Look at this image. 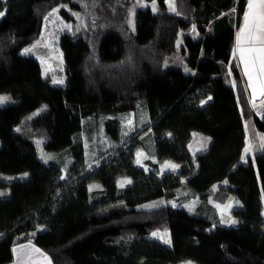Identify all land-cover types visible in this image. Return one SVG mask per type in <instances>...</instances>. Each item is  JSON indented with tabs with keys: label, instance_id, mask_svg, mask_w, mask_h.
Listing matches in <instances>:
<instances>
[{
	"label": "trees",
	"instance_id": "16d2710c",
	"mask_svg": "<svg viewBox=\"0 0 264 264\" xmlns=\"http://www.w3.org/2000/svg\"><path fill=\"white\" fill-rule=\"evenodd\" d=\"M147 1L155 8L138 0H0V93L12 98L0 106V264L25 241L51 264H264V145L241 161L255 138L245 122L264 135V111L251 106L232 54L247 0ZM56 5L80 25L60 35L62 85L20 52ZM139 106L149 124L122 140L119 120L106 118L118 146L87 167L83 119ZM193 131L210 138L196 153L188 148ZM142 133L157 162L173 161L176 170L136 164ZM37 138L48 151L68 152L64 178L60 161L38 157ZM120 177L129 183L119 187ZM219 181L240 202L235 224L179 205L183 190L204 196ZM157 198L164 202L144 205ZM162 229L170 244L151 236Z\"/></svg>",
	"mask_w": 264,
	"mask_h": 264
},
{
	"label": "rangeland",
	"instance_id": "374dc122",
	"mask_svg": "<svg viewBox=\"0 0 264 264\" xmlns=\"http://www.w3.org/2000/svg\"><path fill=\"white\" fill-rule=\"evenodd\" d=\"M169 6L173 5L172 0H168ZM138 4L141 7H151L155 8L156 4L154 1L147 0H138ZM66 5H56L49 10L46 16L43 19L40 32L38 36L33 39L31 42L24 45L20 52L23 54H28L33 56L37 61H39L43 75L48 76L51 82L55 85H62L65 82V73H64V62L62 58V52L59 46L60 35L64 32H69L76 34L79 30L78 20L70 21L65 19L61 14L60 10ZM248 11V10H247ZM3 13V11H1ZM133 11H131L129 16V23L134 24L133 21ZM245 15V14H244ZM1 17V16H0ZM244 26V16L241 17V20L238 23L236 28V34L240 32V29ZM237 37V35H236ZM30 49V51H25ZM54 81H62L61 83H54ZM12 98L8 93H0V106L11 102ZM254 108L257 114L261 115L264 109V97L260 98L258 101L253 102ZM146 110L143 106L137 107L135 110L125 111L118 115V120L120 121V130H121V139L129 138L133 133H131V127L129 124L135 123L136 128L134 132H137L139 129L146 126L147 119L145 117ZM103 117L102 116H90L86 118L82 124L81 128V138L83 141L84 152H85V162L87 167H92L102 158L108 156L115 148L116 145L111 139L105 135V130L102 127ZM247 125H251L253 130L254 128L253 121L250 120ZM249 129V128H248ZM247 129V131H248ZM257 132V131H255ZM131 133V134H130ZM190 144L188 146L189 150L192 153H196L202 150L204 143L198 139V137H205L206 146L210 140L209 136L197 131L191 133ZM141 137L142 146L136 149V164L143 167L145 170H150L156 164L158 173L161 174L166 170H176L178 164L170 160H162L157 162L152 147H151V137L147 134L139 135ZM125 139V140H126ZM251 139L247 138L245 144V150L250 149ZM257 143L256 140H253ZM150 143L149 144L147 143ZM37 155L44 161L58 160L62 164V173L60 178L65 177L66 168L70 164V157L68 152H53L48 151L43 147L42 139H35ZM241 157V161L246 162V157ZM174 166V167H173ZM128 182L127 177L118 178L117 185L119 187L124 186ZM227 183L225 181H219L213 184L208 192L204 196L199 194H194L192 196H185L188 192L183 190L180 194L181 198L179 205L184 206L190 212H200L207 215L210 219L216 220L223 225H231L237 222V219L231 214V210L238 206L240 202L235 199L231 194L224 191L222 187H225ZM261 201L263 205V215H264V191L261 192ZM163 199H153L147 203L145 206H153L163 203ZM170 205H177L178 203L174 200L166 202ZM152 237H157L165 244H170V235L166 229L157 230L151 233ZM16 245V244H15ZM36 249L34 253L31 249ZM16 251V257L22 259L23 262L19 264H50V258L42 249L37 247L30 241L21 242L14 247ZM39 251V252H38ZM22 256V257H21ZM20 257V258H19ZM175 264H196L189 259L180 260Z\"/></svg>",
	"mask_w": 264,
	"mask_h": 264
},
{
	"label": "snow or ice",
	"instance_id": "6c2138e0",
	"mask_svg": "<svg viewBox=\"0 0 264 264\" xmlns=\"http://www.w3.org/2000/svg\"><path fill=\"white\" fill-rule=\"evenodd\" d=\"M4 13L0 12V16ZM243 38V40H242ZM242 43H246L249 47H241ZM259 44V46H255ZM237 49L240 52V58L245 63V74L249 76V80L253 79L249 66L255 68L256 61H259L260 88L264 93V0H248V11L244 15V26L237 34ZM25 51H30L26 49ZM256 54L255 56L245 58L246 54ZM62 81H54L61 83ZM255 91V87H253ZM210 99V98H209ZM174 167V166H173Z\"/></svg>",
	"mask_w": 264,
	"mask_h": 264
},
{
	"label": "crops",
	"instance_id": "0c3cea01",
	"mask_svg": "<svg viewBox=\"0 0 264 264\" xmlns=\"http://www.w3.org/2000/svg\"><path fill=\"white\" fill-rule=\"evenodd\" d=\"M247 10H248V0H247V3H246V6H245V9H244V11L242 12V14H241V16H240V19H239V21L241 20V17L242 16H244V14L247 12ZM239 21H238V23H239ZM238 23H237V27H238ZM236 27V28H237ZM238 34V33H237ZM236 31H235V42H234V48H233V57H234V59H235V61H236V64H237V66H238V69H239V73H240V76H241V78L243 79V83H244V86H245V88H246V91H247V96H248V99H249V102H250V104H251V106L253 107V109L255 110V106H254V104H253V102H255V101H258L260 98H262L263 97V93H262V91H261V88H260V80L262 79V77L260 76V74H259V61L257 60L256 61V66H255V68H252L251 67V65L249 66V71L250 72H252V75H253V79L252 80H249V76L248 75H246L245 74V63L241 60V58H240V52L238 51V49H237V37H236ZM242 40H243V38H242ZM255 46H259V44L257 43V45H255ZM241 47H249V45L248 44H246V43H242L241 44ZM250 55L251 56H255L256 54H246L245 55V58L246 59H249V57H250ZM253 87H255V91H253ZM263 108L262 109H264V106H262ZM145 109V108H144ZM146 110V109H145ZM256 111V110H255ZM120 113H122V112H119V113H117V114H115V115H104V116H102L103 117V122H102V127L104 128V120L106 119V118H118V115L120 114ZM257 113V112H256ZM257 115H259V114H257ZM90 116H87L86 118H89ZM145 117H146V119H147V123H146V125H148L149 124V122H150V120H149V115H148V113H147V110H146V113H145ZM86 118H84L83 119V121H82V124H83V122L85 121V119ZM119 123H120V121H119ZM247 123H248V121H247ZM130 125V127H131V133H133V134H135L136 132H134V130H135V126H136V124L135 123H132V124H129ZM245 127L248 129L249 128V133L251 134V137H253V135L255 136V138L253 139H251L252 141H250V149H248V150H245L244 151V155L243 156H245L246 158H247V156L250 154V153H252L254 150H256L258 147H260V146H263L264 145V135L261 133V132H254V130L252 129V126L249 124V125H247V124H245ZM148 130H149V128H148ZM105 132V131H104ZM120 133H121V130H120ZM130 133V134H131ZM132 134V135H133ZM142 134H144V133H142ZM142 134H140V135H142ZM105 135H106V137L108 138V140L109 139H111L106 133H105ZM192 136V135H191ZM126 138H123V140H125ZM198 139L200 140V141H202V143H204V146H203V148H202V150L203 149H205L206 148V139H205V137H198ZM112 140V139H111ZM253 140H256L257 141V143L256 142H254ZM113 142H115L114 140H112ZM210 141V140H209ZM116 143V142H115ZM209 143V142H208ZM147 144H149V146H150V143L148 142ZM189 144H190V141L188 142V146H189ZM116 145H117V143H116ZM142 146V145H141ZM140 146V147H141ZM151 147L153 148V142H152V139H151ZM136 152V151H135ZM135 157H136V154H135ZM244 157V158H245ZM105 158V157H104ZM84 159H85V152H84ZM103 159V158H102ZM101 159V160H102ZM98 163V162H97ZM96 163V164H97ZM85 165H86V162H85ZM87 166V165H86ZM128 178V177H127ZM129 181H130V179L128 178V182L127 183H129ZM126 183V184H127ZM19 244V243H18ZM18 244H16V245H18ZM16 245H14L13 246V260L12 261H10V262H8V263H6V264H19L20 262H23V260L22 259H19L18 260V258L16 257V251H15V249H14V247L16 246ZM34 253L37 251L36 249H31ZM39 252V251H38ZM22 257V256H21ZM20 258V257H19ZM51 264V263H50Z\"/></svg>",
	"mask_w": 264,
	"mask_h": 264
}]
</instances>
